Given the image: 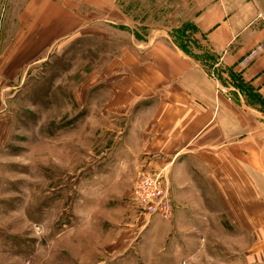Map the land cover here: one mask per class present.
Returning <instances> with one entry per match:
<instances>
[{
	"label": "rangeland",
	"instance_id": "1",
	"mask_svg": "<svg viewBox=\"0 0 264 264\" xmlns=\"http://www.w3.org/2000/svg\"><path fill=\"white\" fill-rule=\"evenodd\" d=\"M24 1L0 0V264H255L231 219L176 210L167 166L136 163L108 108L127 53L160 39L215 93L249 91L199 28L217 0H87L79 27L39 51ZM225 2L264 25V0Z\"/></svg>",
	"mask_w": 264,
	"mask_h": 264
},
{
	"label": "crops",
	"instance_id": "2",
	"mask_svg": "<svg viewBox=\"0 0 264 264\" xmlns=\"http://www.w3.org/2000/svg\"><path fill=\"white\" fill-rule=\"evenodd\" d=\"M24 2L27 11L18 17H32L26 32L34 43L43 37L45 45L34 46L39 51L52 37L79 27L78 7L87 0ZM242 15L235 17L225 0H217L198 25L249 91L239 87L231 100L215 93L192 60L160 39L140 54L127 53L126 79L114 85L118 90L108 108L125 116L124 146L136 163L156 154L152 164L167 166L176 210L213 211L217 220L231 219L235 237L253 244L255 264H264V25L257 15ZM185 188L198 195L200 207L185 203L191 197ZM205 193L210 198H201ZM224 234L230 239L227 228Z\"/></svg>",
	"mask_w": 264,
	"mask_h": 264
},
{
	"label": "built area",
	"instance_id": "3",
	"mask_svg": "<svg viewBox=\"0 0 264 264\" xmlns=\"http://www.w3.org/2000/svg\"><path fill=\"white\" fill-rule=\"evenodd\" d=\"M227 97H228L229 99L232 98V94L228 95ZM159 213H161V212L159 211Z\"/></svg>",
	"mask_w": 264,
	"mask_h": 264
}]
</instances>
